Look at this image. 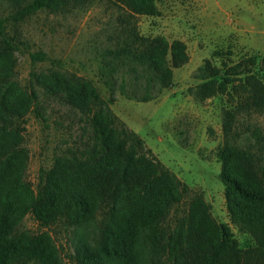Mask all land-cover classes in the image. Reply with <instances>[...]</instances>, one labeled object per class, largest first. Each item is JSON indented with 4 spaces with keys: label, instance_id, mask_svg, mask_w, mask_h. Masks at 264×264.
<instances>
[{
    "label": "trees",
    "instance_id": "1",
    "mask_svg": "<svg viewBox=\"0 0 264 264\" xmlns=\"http://www.w3.org/2000/svg\"><path fill=\"white\" fill-rule=\"evenodd\" d=\"M97 0H0V264H60L47 232L18 235L26 214L40 227L58 224L82 231L73 242L74 264H264V128L251 122L264 116V78L249 63L199 68L202 99L224 96L222 142L216 157L230 223L249 235L241 247L228 225L218 223L210 205L157 160L143 141L114 116L91 80L52 69L32 73L36 84L82 114L89 127L87 142L41 168L33 189L26 181L29 149L25 116L39 108L33 86L14 75L13 53L23 43L7 27L47 11L66 14ZM121 14L117 41L107 50L101 73L112 89L124 68L145 94L171 84L172 69L188 56L181 41L144 37L134 19L154 13V0H107ZM5 12H7L6 15ZM32 63L46 60L30 53ZM140 71V72H139ZM124 93V86H119ZM244 127V128H242ZM244 141V143L242 142ZM171 217V220L169 219Z\"/></svg>",
    "mask_w": 264,
    "mask_h": 264
},
{
    "label": "rangeland",
    "instance_id": "2",
    "mask_svg": "<svg viewBox=\"0 0 264 264\" xmlns=\"http://www.w3.org/2000/svg\"><path fill=\"white\" fill-rule=\"evenodd\" d=\"M154 4L152 15L134 19L136 31L144 37L161 36L169 43L181 41L188 60L172 69L167 88L153 86L145 101H141L145 77L140 73L136 85L132 82L135 75L124 68L115 74L112 89L104 83L108 78L101 68L108 59L107 50L115 47L116 18L121 14L110 1L97 0L66 14L38 11L8 24L9 34L14 30L23 43L13 53L14 75L22 86H33L39 98V115L33 109L25 116L26 181L34 189L41 168L48 169L54 158L87 142L90 130L80 111L41 90L32 76L52 69L67 71L91 80L104 100L111 98L109 107L120 124L135 133L182 183L201 194L213 218L228 225L245 248L252 240L229 221L216 157L226 98H200L197 87L201 80L196 76L206 61L225 69L224 64H247L257 58L255 70L264 78V0H154ZM34 52H42L46 60L33 64L30 53ZM251 122L264 128V116H254ZM42 232L52 237L60 264H74L73 242L83 232L60 224L40 227L30 214L16 229V234L25 236Z\"/></svg>",
    "mask_w": 264,
    "mask_h": 264
}]
</instances>
